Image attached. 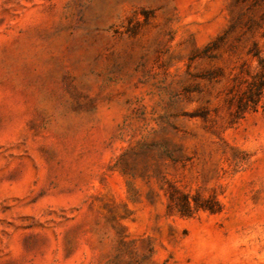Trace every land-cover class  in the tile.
<instances>
[{
	"label": "rangeland",
	"instance_id": "obj_1",
	"mask_svg": "<svg viewBox=\"0 0 264 264\" xmlns=\"http://www.w3.org/2000/svg\"><path fill=\"white\" fill-rule=\"evenodd\" d=\"M256 54L264 0H0V264H264Z\"/></svg>",
	"mask_w": 264,
	"mask_h": 264
},
{
	"label": "trees",
	"instance_id": "obj_2",
	"mask_svg": "<svg viewBox=\"0 0 264 264\" xmlns=\"http://www.w3.org/2000/svg\"><path fill=\"white\" fill-rule=\"evenodd\" d=\"M256 57L259 59V72L252 77V79L248 82V88L245 93L244 99L241 100L242 108L248 109L251 107L252 109H256L257 105L261 101L264 96V57H261L259 54H256ZM173 200V198H172ZM199 206L196 205L198 209ZM193 210L190 198L188 195H183V214L189 215ZM181 211V210H180Z\"/></svg>",
	"mask_w": 264,
	"mask_h": 264
}]
</instances>
